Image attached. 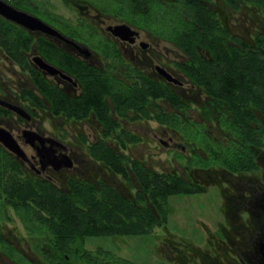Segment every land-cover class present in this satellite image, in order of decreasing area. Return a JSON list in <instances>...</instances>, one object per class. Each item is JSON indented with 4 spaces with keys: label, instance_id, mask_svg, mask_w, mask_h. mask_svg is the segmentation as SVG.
Masks as SVG:
<instances>
[{
    "label": "flooded vegetation",
    "instance_id": "obj_1",
    "mask_svg": "<svg viewBox=\"0 0 264 264\" xmlns=\"http://www.w3.org/2000/svg\"><path fill=\"white\" fill-rule=\"evenodd\" d=\"M200 1L205 8L187 16L175 0H0V264H86L27 230L26 181L39 192L72 195L78 183L133 199L136 164L181 177L200 191L194 195L217 191L223 218L216 224L217 258L198 252L192 263L264 264V93L239 91L245 81L264 78L230 71V92L209 95L194 75L199 58L212 61V46L188 44L194 29L183 28L178 43L169 23L153 27L175 16L186 22L211 16L231 39L256 47L263 28L239 33L234 21L247 10L264 23V11ZM5 5L21 13V24L5 17ZM250 109L255 118L244 119ZM150 141L171 157V168L157 170L154 154L139 153ZM21 223L44 245L24 248Z\"/></svg>",
    "mask_w": 264,
    "mask_h": 264
},
{
    "label": "trees",
    "instance_id": "obj_2",
    "mask_svg": "<svg viewBox=\"0 0 264 264\" xmlns=\"http://www.w3.org/2000/svg\"><path fill=\"white\" fill-rule=\"evenodd\" d=\"M175 1H183L187 16L196 8H205L200 0ZM232 3L236 9L245 3L264 11V0H232ZM207 13L208 10L204 14ZM198 17L199 20L189 17V21L186 22L175 16L168 21L165 19L157 21L153 27L161 28L169 23L175 31V36L172 37H175L178 43L183 28L194 29L192 41L188 44L205 48L212 46V49L207 48L210 50L212 61L206 63L202 58L198 60V73L194 78L200 88L209 95L227 94L230 89L226 78L232 77L230 71H233L234 76H243L248 71L247 75L251 79L264 78V40L261 36H258L256 47H253L239 37L234 36L231 39L226 28L221 26L219 21L216 24L213 17ZM229 40L232 41V45ZM13 52L17 53V48ZM213 78L224 79L215 83ZM243 86L244 88L239 90L240 93L259 94L261 91L264 93V90H261V86H264L261 81H245ZM218 99L226 102L223 96ZM220 110L224 116L225 106ZM261 113L264 115V107ZM247 117L250 120L255 118L251 109L244 119ZM111 166L117 172L127 175L124 167L120 171V165ZM136 166L139 191L133 199L121 196L114 190L99 194L98 191L82 187L78 183L73 184L72 195L48 190L39 192L34 189L32 181H26V187H21V216L23 215L26 220L27 230L32 234L37 231L41 236H49L52 238L48 245L51 249L60 255L73 257L81 255L78 257L86 264H132L108 252L87 251L83 249L84 240L96 236L128 237L158 233L166 229L171 197L200 192L177 175L149 172L138 164ZM62 260L64 263L67 261L65 258Z\"/></svg>",
    "mask_w": 264,
    "mask_h": 264
},
{
    "label": "rangeland",
    "instance_id": "obj_3",
    "mask_svg": "<svg viewBox=\"0 0 264 264\" xmlns=\"http://www.w3.org/2000/svg\"><path fill=\"white\" fill-rule=\"evenodd\" d=\"M253 16L251 11L243 10L240 17L235 18L234 26L239 33H248L249 29L259 26L264 30V23ZM158 133L163 134L162 131ZM157 146L150 141L148 149L139 150V153L154 154L156 158L153 161L158 162L154 164L157 170L171 168V157L163 154L160 156ZM162 151L165 154L167 150ZM168 207L166 229L158 233L128 237H88L84 240L83 249L94 253L108 252L132 264H181L179 261L183 259L186 264H194L192 262H196L198 252L217 258L216 224L223 219L217 191L210 189L199 195L171 197ZM222 224L225 225V222ZM21 241L26 249L27 246L35 249L44 245V240L29 235L22 223Z\"/></svg>",
    "mask_w": 264,
    "mask_h": 264
},
{
    "label": "water",
    "instance_id": "obj_4",
    "mask_svg": "<svg viewBox=\"0 0 264 264\" xmlns=\"http://www.w3.org/2000/svg\"><path fill=\"white\" fill-rule=\"evenodd\" d=\"M4 8H6L5 12H3L6 15L5 17L10 19L11 21L21 24V13L10 9L6 5ZM3 142L6 145V147L9 148L11 151L20 153L18 152V147L16 146L15 142L6 139H3Z\"/></svg>",
    "mask_w": 264,
    "mask_h": 264
}]
</instances>
